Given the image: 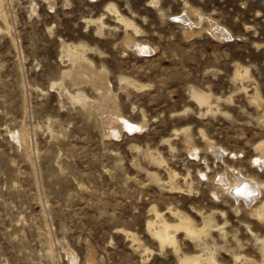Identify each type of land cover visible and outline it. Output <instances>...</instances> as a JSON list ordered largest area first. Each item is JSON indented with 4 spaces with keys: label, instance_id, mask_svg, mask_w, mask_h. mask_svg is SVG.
<instances>
[{
    "label": "rangeland",
    "instance_id": "1",
    "mask_svg": "<svg viewBox=\"0 0 264 264\" xmlns=\"http://www.w3.org/2000/svg\"><path fill=\"white\" fill-rule=\"evenodd\" d=\"M211 263L264 264V0H0V264Z\"/></svg>",
    "mask_w": 264,
    "mask_h": 264
},
{
    "label": "bare ground",
    "instance_id": "2",
    "mask_svg": "<svg viewBox=\"0 0 264 264\" xmlns=\"http://www.w3.org/2000/svg\"><path fill=\"white\" fill-rule=\"evenodd\" d=\"M217 30H218V28H217ZM219 31H221V30H219ZM221 34L225 35V36L228 35L227 32L224 30L221 31ZM258 189H259L258 186L256 184H254L253 182L248 181V180H242L237 186H235L233 188V191H234L233 194L236 195L237 197H241L244 200H251L252 201L253 200L252 195L256 194L258 192ZM188 228H187V230H188ZM156 236L160 240H168L169 239L164 230L157 232Z\"/></svg>",
    "mask_w": 264,
    "mask_h": 264
}]
</instances>
